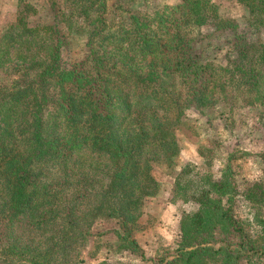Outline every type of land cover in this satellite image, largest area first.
I'll list each match as a JSON object with an SVG mask.
<instances>
[{"label":"trees","instance_id":"1","mask_svg":"<svg viewBox=\"0 0 264 264\" xmlns=\"http://www.w3.org/2000/svg\"><path fill=\"white\" fill-rule=\"evenodd\" d=\"M45 1L50 20L32 24L37 6L17 0L0 24V264H82L88 240L109 236L101 264H264V217L234 209H264V150L263 177L243 187L231 156L218 176L179 172L171 249L147 256L135 236L191 114L261 107L264 130V0H235L246 26L211 0ZM72 34L83 59L64 56Z\"/></svg>","mask_w":264,"mask_h":264},{"label":"rangeland","instance_id":"2","mask_svg":"<svg viewBox=\"0 0 264 264\" xmlns=\"http://www.w3.org/2000/svg\"><path fill=\"white\" fill-rule=\"evenodd\" d=\"M30 1L38 8V14L31 19L32 24H42L51 19L52 12L45 0ZM57 1L61 2V0ZM107 1L109 4L115 2V0ZM173 1L158 0L155 6ZM211 1L217 5L221 16L230 17L243 26L249 22L250 14L237 1ZM16 3L17 0H0V24L7 19V14L15 10ZM121 3L131 8L142 9L138 0H130V2L122 0ZM109 10L111 11L110 7ZM253 37L255 39L256 36ZM261 37L264 41V30ZM68 40L69 46L66 52L64 51V56L70 60L83 59L86 52V37L72 34ZM260 110L261 107L234 105L232 102L227 105L221 102L209 109L208 117L197 113L191 114L182 129L177 131L180 151L170 166L164 165L158 168L160 191L155 197L146 200L145 212L135 232L147 256H155L167 248L171 249L176 241V213L181 198L172 202L171 190L172 182L182 169L190 170L188 177H192L200 169H207L218 176L226 158L231 156L233 178L238 186L243 187L246 180L263 177L262 161L259 157V153L264 150V130L258 121ZM234 209L238 218L254 227L257 217H264V209L250 208L242 199L236 200ZM99 228L102 226L100 225ZM115 240L116 238L112 236L104 240L97 237L90 238L82 253V258L85 259L82 264H101L102 261L107 260V256L110 255L108 248L113 247ZM121 257L123 262L129 264H150L141 263L136 257H129L127 254Z\"/></svg>","mask_w":264,"mask_h":264}]
</instances>
